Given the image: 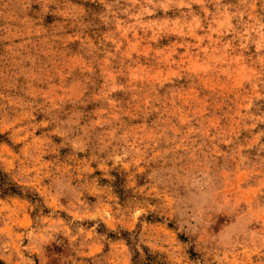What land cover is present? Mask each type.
Here are the masks:
<instances>
[{"label":"rangeland","instance_id":"1","mask_svg":"<svg viewBox=\"0 0 264 264\" xmlns=\"http://www.w3.org/2000/svg\"><path fill=\"white\" fill-rule=\"evenodd\" d=\"M3 264H264V0H0Z\"/></svg>","mask_w":264,"mask_h":264},{"label":"trees","instance_id":"2","mask_svg":"<svg viewBox=\"0 0 264 264\" xmlns=\"http://www.w3.org/2000/svg\"><path fill=\"white\" fill-rule=\"evenodd\" d=\"M0 264H3V263L0 261Z\"/></svg>","mask_w":264,"mask_h":264}]
</instances>
